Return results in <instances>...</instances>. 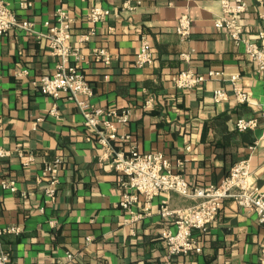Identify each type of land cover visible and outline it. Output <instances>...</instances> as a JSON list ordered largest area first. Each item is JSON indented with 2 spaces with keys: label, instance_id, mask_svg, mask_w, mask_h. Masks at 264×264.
<instances>
[{
  "label": "crops",
  "instance_id": "obj_1",
  "mask_svg": "<svg viewBox=\"0 0 264 264\" xmlns=\"http://www.w3.org/2000/svg\"><path fill=\"white\" fill-rule=\"evenodd\" d=\"M5 2L39 32H47L56 8L68 12L71 41L85 59L81 71L92 88L91 102L99 108L131 110L129 120L118 126V134L128 136L117 142L119 148L160 151L171 160L172 170L193 186L217 184L232 164L247 158L254 183L264 191V71L242 44L214 27L213 19L221 14L219 0H132V10L122 9L123 0ZM245 2L248 8L239 22L253 40L264 24L259 18L264 0ZM92 6L118 15L92 23L86 17ZM184 13L190 16L191 32L181 41L175 23ZM91 29L89 38L79 39ZM142 38L150 44L153 62L136 67ZM101 46L110 53L107 64L89 59L91 48ZM189 50L188 62L178 58ZM56 60L44 37L17 27L0 36V145L12 152L0 160V227L20 229L0 235L6 264H166L162 232L174 227L157 209L162 201L172 210L198 199L161 191L151 200L150 213L137 220L132 216L143 212L142 196L131 214L120 208L119 174L99 160V146L88 139L91 131L74 102L63 94L43 95L32 84L39 75H50ZM187 67L196 74H213L197 88L176 89L172 77ZM21 70L25 72L19 74ZM233 77L247 93L246 102L235 100ZM217 88L227 91L226 99H212ZM147 98L152 99L149 108L143 106ZM52 106L56 115L49 113ZM238 119H254L255 126L237 129ZM18 151L33 161L23 165ZM56 155L62 165L56 197L49 201L43 193L47 180L40 172ZM8 179L15 181V192L1 186ZM219 209L206 230H194L202 250L175 254L170 264L259 263L264 222L232 198L223 199Z\"/></svg>",
  "mask_w": 264,
  "mask_h": 264
},
{
  "label": "built area",
  "instance_id": "obj_2",
  "mask_svg": "<svg viewBox=\"0 0 264 264\" xmlns=\"http://www.w3.org/2000/svg\"><path fill=\"white\" fill-rule=\"evenodd\" d=\"M23 7L26 4H22ZM221 14L214 18L212 23L215 28L224 29L233 42L243 45L244 53L261 71H264V24L257 30L256 37L252 40L243 34V27L239 22V15L248 8L245 0H219ZM122 9L132 10V0H123ZM52 22L47 32H39L33 28V22L26 18H19L11 10L5 0H0V36L5 34L12 27H17L25 32L35 34L38 37L47 39L49 53L55 56L57 63L54 71L50 74L39 75L32 83L38 91L47 96L59 97L60 94L74 102L78 111L83 116V125L90 129L88 139H93L100 149L99 160L105 161L113 170L119 174L121 199L119 207L127 213H132V208L138 203L139 197L144 199L142 213L132 216L137 220L142 215H148V207L155 195L161 191L176 192L186 198L198 199L197 203L186 208L169 209L166 201L160 203L157 211L161 217L171 219L173 229L167 228L162 232V238L166 244V264L175 254H188L191 251L200 252L202 247L198 243L196 231L206 230L214 220L223 199L232 198L239 207L253 210L259 222H264V191L254 183L249 161L247 158L240 159L231 165L228 172L217 184H206V186H193L189 179L182 173L173 171L171 160L160 151L140 152L131 147L128 152L119 148L117 142L126 139L127 135L118 134L119 124L126 123L130 118L131 110L128 107L99 108L91 102L92 88L81 71L85 59L78 46L71 41L72 18L62 8H56ZM118 15V11L102 6H92L86 13V17L92 23L99 22L110 14ZM264 23V12L259 14ZM175 32L179 40L183 41L190 35L191 19L187 13L180 15L175 23ZM83 33L80 40L89 38L93 34ZM140 46L135 53L134 66L144 67L151 65L153 54L150 44L146 38L140 40ZM191 51L181 52L178 55L184 62H188ZM89 59L95 62L109 63L110 53L105 47H92ZM25 70L18 72L24 73ZM213 74L208 71L206 74H196L190 68L179 70L172 77L173 86L179 90L197 88L206 78ZM232 93L239 103L246 102L247 93L239 85H235L236 77L232 78ZM227 91L223 88L213 90L212 99L215 102L226 99ZM143 106H152V99L147 98ZM49 113L56 115V108L52 106ZM254 119H238L235 123L237 129H247L255 126ZM11 150L0 145V160L9 157ZM22 157V164L28 165L33 157L28 155ZM62 162L56 155L50 161L45 162L40 172L41 178H46L47 187L44 189V197L47 200H54L56 197V185L59 181V171ZM177 165L182 167V162L177 160ZM1 186L12 192L16 191L15 181L12 179L2 180ZM20 229L15 226L0 227V235L4 233H18ZM259 251V263L264 264V239H262ZM68 259H72L71 253H67ZM8 253L0 251V264H6Z\"/></svg>",
  "mask_w": 264,
  "mask_h": 264
},
{
  "label": "trees",
  "instance_id": "obj_3",
  "mask_svg": "<svg viewBox=\"0 0 264 264\" xmlns=\"http://www.w3.org/2000/svg\"><path fill=\"white\" fill-rule=\"evenodd\" d=\"M251 139L250 140H253V138L252 137H250Z\"/></svg>",
  "mask_w": 264,
  "mask_h": 264
}]
</instances>
